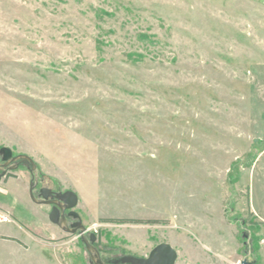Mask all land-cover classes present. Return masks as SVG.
<instances>
[{
    "label": "rangeland",
    "instance_id": "1",
    "mask_svg": "<svg viewBox=\"0 0 264 264\" xmlns=\"http://www.w3.org/2000/svg\"><path fill=\"white\" fill-rule=\"evenodd\" d=\"M3 146L36 167L0 180V264H95L32 173L108 264H264V0H0Z\"/></svg>",
    "mask_w": 264,
    "mask_h": 264
},
{
    "label": "water",
    "instance_id": "2",
    "mask_svg": "<svg viewBox=\"0 0 264 264\" xmlns=\"http://www.w3.org/2000/svg\"><path fill=\"white\" fill-rule=\"evenodd\" d=\"M0 153L3 154V160L6 161V163L3 165L6 167L10 162L18 161L21 160L22 162H28V164L31 165L32 171L35 170V162L34 160L27 154H18L14 155L13 150L9 146H3L0 148ZM16 167V164L11 165L10 169H14ZM5 175V172L0 173V180L3 178ZM57 199L52 200V201H46L47 200V194H43V197L45 199V203H53L54 207L49 213V219L55 223V224H60L63 230L74 233L77 230H79L80 237L82 241L84 242L88 252L90 253L93 261L95 264H108L103 261L101 257V251L100 249L94 244L95 241L97 240V236L95 233H91L89 237L86 235L88 233V228L82 223V221L79 219L75 223V228L70 229L68 228V220L64 215L65 209H72L71 213L76 217L80 218V215L78 212L74 210V207L78 204V195L72 191V190H67L64 192H57L56 193ZM30 197L35 201L41 203L34 195L33 193V187L30 188ZM62 210L63 215L61 218L59 217V210ZM159 250L161 253L165 254L168 258V261L164 264H175V261L177 259V252L176 250L168 243H163L159 246ZM133 259V257L125 258V260ZM257 260L253 259L252 261L248 260V258H245L242 260V264H256ZM132 264H148L144 262H135Z\"/></svg>",
    "mask_w": 264,
    "mask_h": 264
},
{
    "label": "flooded vegetation",
    "instance_id": "3",
    "mask_svg": "<svg viewBox=\"0 0 264 264\" xmlns=\"http://www.w3.org/2000/svg\"><path fill=\"white\" fill-rule=\"evenodd\" d=\"M14 154V153H13ZM15 155V154H14ZM3 154L0 153V173L1 172H5V175L3 177H7L8 174L11 172L12 169H10L11 165H20L23 164L24 162H22L21 160L18 161H14V162H10L6 167H4L3 165L6 163V161L3 160ZM26 163V162H25ZM28 163V162H27ZM33 187V193L35 195V197L42 203V204H49L51 206V210L54 207L53 203H45V199L43 197V194H47V200L46 201H52L57 199L56 193L59 192L58 190L54 189L52 184H47V183H42L39 185V179L38 177L32 173V181L30 184V188ZM35 190L37 191V195L35 194ZM29 195H30V190H29ZM72 209H65L64 211V215L68 220V228L73 229L75 228V223L80 219V218H76L72 213H71ZM63 215L62 210H59V217L61 218V216ZM61 229L62 227L60 226V224H57ZM78 231V230H77ZM76 231V232H77ZM76 232H74L73 234H75Z\"/></svg>",
    "mask_w": 264,
    "mask_h": 264
},
{
    "label": "built area",
    "instance_id": "4",
    "mask_svg": "<svg viewBox=\"0 0 264 264\" xmlns=\"http://www.w3.org/2000/svg\"><path fill=\"white\" fill-rule=\"evenodd\" d=\"M0 220L4 221V222H9V221H11V218H10V216L8 214L2 213L1 216H0Z\"/></svg>",
    "mask_w": 264,
    "mask_h": 264
},
{
    "label": "trees",
    "instance_id": "5",
    "mask_svg": "<svg viewBox=\"0 0 264 264\" xmlns=\"http://www.w3.org/2000/svg\"><path fill=\"white\" fill-rule=\"evenodd\" d=\"M112 221L125 222V221H128V220L119 219V220H112ZM129 221H133V222H142L141 220H129Z\"/></svg>",
    "mask_w": 264,
    "mask_h": 264
},
{
    "label": "crops",
    "instance_id": "6",
    "mask_svg": "<svg viewBox=\"0 0 264 264\" xmlns=\"http://www.w3.org/2000/svg\"><path fill=\"white\" fill-rule=\"evenodd\" d=\"M254 259H256V260L258 261V259H257V258H254ZM262 261H263V257H262Z\"/></svg>",
    "mask_w": 264,
    "mask_h": 264
}]
</instances>
